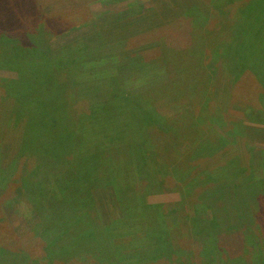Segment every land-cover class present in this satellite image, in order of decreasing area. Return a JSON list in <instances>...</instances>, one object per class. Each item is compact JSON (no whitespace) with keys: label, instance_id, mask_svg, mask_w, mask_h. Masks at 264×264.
Returning a JSON list of instances; mask_svg holds the SVG:
<instances>
[{"label":"trees","instance_id":"trees-1","mask_svg":"<svg viewBox=\"0 0 264 264\" xmlns=\"http://www.w3.org/2000/svg\"><path fill=\"white\" fill-rule=\"evenodd\" d=\"M51 1L56 8L72 10L82 7L83 0ZM260 2H245V22H250L246 27L245 22L242 25L243 18L233 22L230 39H235L237 26L243 27L244 35L256 27L253 9L257 3L260 6ZM45 7L42 0H0V10H3L0 31L7 28L18 37V40L13 38L14 42L7 35H0V41L9 42V46L2 49L0 65L10 66L19 74L17 80H2L1 86L5 88V96L13 101L9 119L22 125L19 147L7 146L0 153L3 161L6 157L11 160L8 168H3L4 162L0 160V186L6 197L8 192L5 191L17 187L22 200L37 216L33 231L19 236L5 216L0 215V248H5L7 253V257L0 258V264H15L22 258V264H43V261L49 264H135L122 259L127 255L119 245L122 236L118 228H127L129 234L139 235L134 245L136 257L149 256V261L171 260L175 250L166 223L170 212L166 204L147 201L150 191L163 186L162 162L166 160L162 157L163 148L159 150L152 144L147 129L150 126L168 131L166 122L175 119L166 117L157 106L150 104L143 96L144 91L133 94L127 89V74L134 64L146 65L140 58L128 59L121 66L114 62L112 70L115 71L103 82L93 76V93L79 89L76 83L82 77L80 72L90 70L87 77H92L98 67L99 48L94 43L99 42L101 30L98 28L74 43L53 49L42 39L61 32L65 28L64 20L45 13ZM190 10L193 25L205 21L198 10ZM40 20L44 22L42 29L38 25ZM246 42L243 48L236 41L232 42L219 58L235 75L253 73L263 90L264 47L255 49ZM84 50L89 52L83 55ZM207 55L211 60L215 56ZM86 58L88 60H84ZM90 61L93 63L88 64ZM55 69L66 71L67 82L63 79V84H55ZM212 71L216 73L215 69ZM68 91L74 92L72 96L69 94V97ZM62 93V100L57 99L60 101L56 104V98ZM112 93L117 97L113 98ZM39 94L43 95L40 101ZM44 101L51 103L44 105ZM263 115L264 112H257L254 119L263 122ZM247 117L253 116L247 113ZM196 121L203 120L197 118ZM203 124L208 123L204 120ZM194 126L196 124L191 127ZM218 126L222 136L224 132L235 136L239 130L233 128L234 125L225 128L221 120ZM213 131L216 136L218 132ZM185 134L193 135L191 130ZM233 145L236 144L227 142L226 138L215 144L208 139L197 148L194 143H186L194 152L189 155L191 162L187 161V156L183 162L187 165L204 162L201 161L204 157L213 158L214 153ZM13 151L16 157L11 155ZM248 152L253 154L254 149L250 146ZM228 162L220 173H196L190 176L186 186L182 185L186 190L184 197L187 192L199 194L210 212V217L204 219L197 212L198 206L193 211L196 218L189 222L191 242L200 249L196 261L198 264H264V172L261 181H257L259 172L253 169L252 157L244 167L241 162L238 166L235 160ZM259 165L264 168V152ZM206 180L213 181L208 185ZM186 227L183 226L182 232ZM31 234H37V241L26 242ZM199 235L205 237L203 242L195 239ZM184 244L189 246L188 240Z\"/></svg>","mask_w":264,"mask_h":264},{"label":"rangeland","instance_id":"rangeland-1","mask_svg":"<svg viewBox=\"0 0 264 264\" xmlns=\"http://www.w3.org/2000/svg\"><path fill=\"white\" fill-rule=\"evenodd\" d=\"M42 1L46 6L45 13L61 16L65 22H62L65 28L61 32L53 33L52 36L48 35L42 39L53 49L74 43L98 28L101 30V32L98 30L101 35L99 42L94 43L95 47L99 48L96 56V59H99L98 67L95 73L90 75L92 77H87L90 70L80 72L82 77L76 83L79 89L82 88L85 93L91 92L95 88L93 76H97V80L103 82L102 80L115 71V69L112 70L115 63L118 62L121 66L128 59L140 58L146 65L134 64L135 71L132 69L127 74L129 75L126 79L127 89L133 94L144 91L143 96L150 104L152 102L155 108L157 106V109L166 117L175 119L166 122L170 129L168 131H158L150 126L147 129L152 144H156L159 150L163 148L162 157L166 160L162 162L163 186L150 191L147 201L151 204L167 205L170 213L166 218V223L172 234L174 256L171 255V260L164 258L162 261H149L150 257L143 255L136 257L134 245L140 239L139 235L134 232L129 234L127 228L122 230L118 228L122 236L119 245L127 255L122 259H128L129 263L135 264H147V262L150 264H190L191 262L198 264L196 260L200 249H197V244L191 242L189 222L196 218L197 214L193 215V211L198 206L199 211L197 212L202 218L210 217V212L202 204L203 201L199 194L187 192L184 197L186 190L184 191L182 185L186 186L190 176L196 173L200 174L204 171L213 174L220 173L221 168L229 164L228 160H235L238 166L241 162L244 167L252 157L255 160L253 169L259 172L257 181H261L264 172L262 165H259L262 152H264V121L258 122L254 119L257 112H264V100H261L264 89L261 90L262 87L253 73L243 72L235 75L229 69L228 64H223L219 58L221 52L234 41L242 45L239 46L242 48L246 40V44L252 45L255 49L260 50L264 47V0H261L260 6L257 3L253 9L257 17L256 27L248 35H244L241 31L243 27L237 26L235 39H230L232 35L230 27L233 26V22L241 18H243L242 25L244 24L246 17H244V12L247 8L245 2L248 0H83L80 5L82 7H75L72 10L56 8L51 4V0ZM228 2L230 3L227 5ZM191 8L198 10L205 21L201 20L199 24L193 25L192 14L190 15ZM231 18L233 21H229ZM249 22L250 20L245 22L244 27ZM42 24L44 22L40 20L38 25L41 29L44 27ZM1 34L5 37L7 35L10 40L13 38L18 40L16 34L8 32L7 28L3 32L0 31ZM8 43L6 40L0 41V57L4 52L2 49L9 46ZM87 44L88 42L85 41V45ZM86 48L89 49V47ZM83 52V55H86L89 51L84 50ZM91 53L93 54L92 51ZM211 53L215 55L214 58L211 57L212 60L207 55ZM92 63V61L88 62V64ZM153 65L155 67L152 68ZM213 69L216 73L212 71ZM54 72L56 85L63 84V79L67 82L66 71L55 69ZM5 79L17 80L19 74L10 66L0 65V153L7 146L18 148L22 135V125H16L14 119H9L13 101L5 96V88L1 86V81ZM73 93L68 91V95L72 96ZM63 94L56 98V104L60 101L57 99L62 100ZM112 95L113 98L117 97L116 93ZM42 96V94L37 96L38 101L42 100ZM45 103L51 102H42L44 105ZM247 113L253 117L246 118ZM197 118L206 120L208 124L196 121ZM219 118L225 128H227L226 125H234L233 128L238 127V133L230 136L224 132L222 136L218 126ZM193 124L196 126L191 127ZM209 124H211L210 127H207ZM190 130L193 135L185 134ZM213 130L218 132L216 136ZM198 131L200 133H197ZM243 133L247 138L243 137ZM221 137L236 145L221 149L213 154V158L204 157L205 160H201L204 162H192V165L183 162L186 161L185 156H187V161L191 162L192 158H189V155L194 152L193 148L186 147V143H194L197 148L200 142L211 139L215 144L223 140ZM250 146L254 149L253 154L248 152ZM11 155L16 157V151H13ZM3 162V168H8L11 160L6 157ZM173 170L178 172H172ZM232 171L230 169V172ZM212 173L210 175H213ZM10 180L13 181L12 176ZM212 181H207V184L211 185ZM1 188L0 186V215L5 216L17 235L30 234L37 222L36 213L25 200H22L17 187L5 191L8 192L7 197ZM183 226L187 227L182 232ZM24 229L26 232L21 235ZM36 229L39 230L40 227ZM202 235L195 236L197 242L199 240L203 242L205 237ZM28 237L30 238H27L26 242L29 239L30 241L38 239L37 234H31ZM187 240L189 246L186 247L184 245L188 244L184 243ZM12 245L14 246V243ZM11 250L16 251L13 248ZM1 257H7L5 248H0ZM176 258L179 260L177 261ZM17 261L14 260L15 264L24 263L23 258ZM43 264L49 263L43 261Z\"/></svg>","mask_w":264,"mask_h":264},{"label":"crops","instance_id":"crops-1","mask_svg":"<svg viewBox=\"0 0 264 264\" xmlns=\"http://www.w3.org/2000/svg\"><path fill=\"white\" fill-rule=\"evenodd\" d=\"M27 226H25V228H26ZM26 229H24V231H21L22 232V234L21 235H23L26 231H25Z\"/></svg>","mask_w":264,"mask_h":264}]
</instances>
